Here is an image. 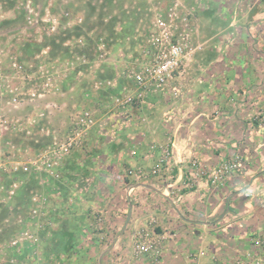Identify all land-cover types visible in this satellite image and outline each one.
I'll list each match as a JSON object with an SVG mask.
<instances>
[{"label":"crops","instance_id":"obj_1","mask_svg":"<svg viewBox=\"0 0 264 264\" xmlns=\"http://www.w3.org/2000/svg\"><path fill=\"white\" fill-rule=\"evenodd\" d=\"M99 1L55 3L60 9L74 8L87 24L94 20L88 13L91 4ZM119 1L123 5L115 25L128 43L132 35L126 25L134 26L132 34L138 30L141 0H132L134 18L127 15L126 0ZM174 1L165 0L169 5ZM181 4L190 20L191 43L197 48L166 92L147 96L143 105L123 110L112 103L116 92L107 96L93 91L99 87L93 85L95 75L102 77L105 69L88 60L73 62L59 80V91L40 98L35 106L13 110L6 105V95L0 97V110L15 117L33 116L38 109L45 112L20 144L32 153L48 145L45 138L50 142L64 138L79 109L96 110V124L63 159L60 178L41 174L43 195L50 196L51 186H57L52 193L59 211L50 210L51 225L46 224L38 241L25 248L36 249L40 240L58 238V222L64 221L70 234L67 247L74 248L70 264H233L248 252L260 251L253 240L264 241V124L254 115L264 101V0H181ZM12 6L11 18L18 7L16 2ZM78 26L72 30L75 36L47 51L44 64L60 70L67 58L85 55L82 48L90 46L92 30ZM14 36L28 39L27 34ZM105 50L100 53L107 56L103 61L120 58L122 69L114 77L121 80L118 91L131 90L132 80L126 89L123 78L135 65L138 50L128 57H122L124 46L118 50L121 53ZM30 62H22L28 72ZM82 63L89 71V92L82 90L87 87L81 82ZM79 90L83 98L77 100L74 95ZM14 134L8 133L4 140L12 142ZM234 156L240 157L236 170L221 183L211 184L210 171ZM81 167L95 171L94 184L85 193L73 187ZM138 169L145 173L140 179L125 177ZM153 169L157 173L152 174ZM77 202L83 204L81 210L73 208ZM97 215L98 229L90 228L88 222ZM139 233L155 240L156 254L134 251V236Z\"/></svg>","mask_w":264,"mask_h":264},{"label":"built area","instance_id":"obj_2","mask_svg":"<svg viewBox=\"0 0 264 264\" xmlns=\"http://www.w3.org/2000/svg\"><path fill=\"white\" fill-rule=\"evenodd\" d=\"M55 0L48 3L44 10H34L32 1L26 0L24 8L27 16L25 24L29 26H43L45 34L57 33L74 27L81 22L80 16L72 15L70 10L52 11L56 7ZM182 4L175 0L162 11H155L151 22L149 34L145 43L140 46L135 56V65L131 66L126 75L132 80L134 87L129 91L112 96V103L121 109L133 106H141L146 97L161 92H166L172 79L177 75L183 63L197 48L191 43L190 20L186 12L182 11ZM37 7V6H36ZM79 43L83 42L78 39ZM42 53H47L45 49ZM102 56V54H100ZM85 56L72 55L58 67L48 64H38L37 68L28 72L24 63L11 60L3 65L0 61V97L6 95V105L15 110L27 104H36L37 100L51 92L59 91V80L68 72L71 64L76 61L85 62ZM7 69V70H6ZM8 69L21 73V79L15 81L13 74ZM31 74L34 75L31 76ZM32 81V82H31ZM109 84V82H108ZM35 106V105H34ZM49 106L54 107L52 104ZM10 110V109H9ZM33 116L26 118L15 117L0 110V212L2 204L16 197L20 185L27 182L30 175L32 178L43 182L40 178L42 173L51 176L54 180L60 178V167L63 159L71 150L81 145L84 135L96 124V110L81 108L76 112L72 128L62 139H54L41 149L28 152V148L21 149L19 145L4 140L8 133L23 132L29 135L32 131L30 126L37 123V119L43 117L42 109L35 111ZM255 120L264 124V101L257 106ZM240 157L234 156L222 160L209 173L210 183H221L233 173L239 163ZM20 172V174H18ZM129 177L137 179L145 173L138 169L136 173L129 171ZM152 174L157 173L153 169ZM6 177L9 179L6 180ZM43 193L31 192L26 200V216L19 215L15 225L7 237L0 238V264L13 262L9 256L13 251H18L29 244L38 241V233H42L43 227L49 224L48 213L45 206ZM1 222V221H0ZM4 230L0 225V231ZM40 231V232H39ZM260 251L248 252L245 257H239L233 264H264V241L254 239ZM133 249L137 253H152L156 251L155 240L147 234L139 233L134 236ZM263 252V253H262ZM23 264V262L21 263Z\"/></svg>","mask_w":264,"mask_h":264},{"label":"rangeland","instance_id":"obj_3","mask_svg":"<svg viewBox=\"0 0 264 264\" xmlns=\"http://www.w3.org/2000/svg\"><path fill=\"white\" fill-rule=\"evenodd\" d=\"M32 1L34 4L33 9L36 11H43L45 7L48 6L49 2H52L54 0H29ZM56 1V0H55ZM181 3V0H178ZM13 2L17 3V6L15 11L16 13L14 17H8V13L11 12V8L13 7L12 4ZM26 0H0V61L2 62L3 65L9 64L11 60H16L18 63H22L23 60H30L31 64H33L32 69H36L37 65L40 63L42 64L45 59V53H42L45 49L47 51L52 50L53 48H57L60 44V41L63 39H68L72 37L73 35H76V31H72L73 29H66L57 33H51V34H45V30L43 26H29L25 24L24 19L27 16L26 9L24 8ZM126 2L130 5L129 12H127L128 16H133V7L134 2L132 0H126ZM152 2V3H151ZM54 4H56L54 2ZM106 4V5H105ZM108 4V5H107ZM127 4V5H128ZM92 6L90 7L88 13L89 16H93L94 20L90 23L85 24V18L81 19V22L79 23L80 27L85 25L87 28H90L92 33L90 34L92 37L89 38L91 42H89V47L82 48L84 53H85V59L88 60V62H91V64H94L97 62V65L99 64L100 68H104V76L102 77L100 75H95L93 79V85L95 83L98 84V88L93 89V91L99 92V94L102 95H110L112 92H116V94L123 93L122 91L119 90V84L121 80H118L116 77L119 73L120 70L122 69V66L119 64L120 58L119 55L112 57L113 61H103V59H106L107 56H101L100 53H104L103 50L105 51H112L116 52L120 49L121 47H125V53L123 54L122 57H128V53H133L139 45L141 46L145 43V40L147 38V35L149 34V30L151 27V22L153 19V15L155 11H162L166 7L169 6L168 3L165 2V0H141V7L138 10L139 13V23L137 24L138 30L135 32V34H132V30L134 26L131 25H126L127 32L131 33L132 40L128 43H125L123 40V32H121V28L119 25H115V22L117 20V13L120 9V7L123 5L122 1L116 0L113 2V0H109V2L100 0L99 2H96L94 4H91ZM37 6V7H36ZM96 6V7H95ZM56 5V7H51L50 9L52 11H57V10H70L72 15L79 16L74 8H64L60 9ZM9 11V12H8ZM114 12V13H113ZM91 18V19H93ZM113 20V22L111 21ZM74 27L78 26V24H74ZM79 26L77 28H80ZM131 27V28H130ZM119 28V29H118ZM124 30V29H122ZM82 31V30H81ZM21 34H27L28 39H18L17 36L14 35H21ZM133 35L135 37L133 38ZM137 37H139L137 39ZM22 38V37H21ZM88 40V41H89ZM82 41V40H81ZM87 39L85 40V43L87 45ZM84 42V40L82 41ZM83 44V43H82ZM128 48H127V47ZM86 51V52H85ZM124 50H122L123 52ZM127 51V54H126ZM49 53V52H47ZM118 53H121L118 51ZM110 59V58H109ZM115 59V60H114ZM94 60V61H93ZM93 61V62H92ZM96 61V62H95ZM84 62V63H88ZM82 63L79 68L85 71L84 76L81 78L82 83H86L88 81L87 73L89 74V71H86V64L84 65ZM7 70V69H6ZM8 72L13 74V79L15 81H19L21 79V73H16L15 71L8 69ZM126 82L130 80V78L127 77L123 78ZM110 81L109 84L106 83V81ZM32 82V81H31ZM103 84H102V83ZM85 88H82V90H88V82L86 83ZM123 86V85H122ZM126 89L128 85L126 84ZM108 90V92H107ZM126 91V90H125ZM129 91V90H127ZM75 98L81 99L82 94L81 91L79 90L78 92L75 93ZM77 99V100H78ZM23 107V106H22ZM21 107L16 108L15 110H20ZM53 109V107H51ZM92 109L95 110L93 107ZM52 113L53 111H49ZM114 124H116L114 122ZM16 137H13V144L19 145L20 148L22 145L21 141L24 140V133L18 132L15 133ZM35 138H37L35 136ZM39 138H43L42 136H39ZM115 137H112L114 139ZM43 140V139H42ZM45 143L48 142L50 143V140L47 138L44 139ZM105 141V140H104ZM105 143V142H103ZM108 143V142H106ZM23 149V148H21ZM100 150H106L104 147H101ZM102 154V153H99ZM106 155V154H105ZM96 156V153H95ZM90 158V157H88ZM87 165H91L92 163L89 162V160L86 162ZM84 163V164H86ZM95 171L93 170H88V168H80L78 169L77 172V181L74 182L73 187L80 193H85L86 191L89 190V188L94 184L95 177L93 174ZM20 174V172L18 173ZM130 175V172L125 174V177L127 178ZM9 178V177H8ZM6 177V180L8 179ZM93 182V183H92ZM53 185V184H52ZM53 192H56L57 186L53 185L51 186ZM48 186V188H51ZM103 187V185L101 186ZM105 188V187H103ZM106 189V188H105ZM52 190H50V196H46L44 199L45 201V206L46 210L48 213L49 217V212L51 209H55L54 211H59V206L57 207L56 203L57 200L54 197V193H52ZM31 192H37V193H43V188L40 183H38L37 180L34 178L28 177V180L26 183L20 185V189L17 191L16 197L8 200L7 204H2V209L0 212V225L3 226L4 230L0 231V238L3 239L8 236V234L11 231L12 227H16L15 221L16 218L19 215H24L26 216V209L27 206L25 205L26 200L28 198L29 193ZM66 206V203L64 204L63 208ZM84 207L83 204L80 202H77L75 205H73V208L75 210H81V208ZM95 208L99 209V205L96 204ZM97 213L99 214L100 211L98 210ZM85 216L81 215V222H85ZM63 218L62 220L66 219L64 216H61ZM98 218L99 215L95 216V219L92 222H88L90 228L93 227V229H98ZM49 224L51 225L52 219L50 217ZM65 222L60 221L58 222L57 225V230H56V235H58V238H53L51 240H48L47 243L43 242L40 240L39 245L36 249L34 248H24L20 249L18 251H13L10 254V258L13 259V262L10 264H70V255L73 256L71 251H74V248L67 247L68 246V241L70 239V234L65 231L64 228ZM56 227V226H55ZM60 229V231H58ZM62 230V231H61ZM78 234L79 230H77ZM87 233V231H84ZM43 235H41L42 237ZM62 237V239H61ZM65 241L61 243V241ZM73 240H76V238L73 237ZM66 245V247H65Z\"/></svg>","mask_w":264,"mask_h":264},{"label":"trees","instance_id":"obj_4","mask_svg":"<svg viewBox=\"0 0 264 264\" xmlns=\"http://www.w3.org/2000/svg\"><path fill=\"white\" fill-rule=\"evenodd\" d=\"M73 28H74V27H72V29H73ZM58 47H60V46H58ZM58 47H57V48H58Z\"/></svg>","mask_w":264,"mask_h":264}]
</instances>
